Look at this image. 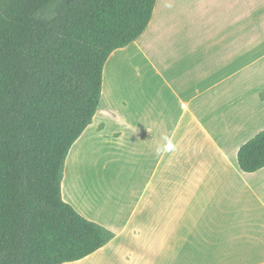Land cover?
I'll return each mask as SVG.
<instances>
[{
    "label": "crops",
    "instance_id": "obj_1",
    "mask_svg": "<svg viewBox=\"0 0 264 264\" xmlns=\"http://www.w3.org/2000/svg\"><path fill=\"white\" fill-rule=\"evenodd\" d=\"M116 75L119 103L116 83L107 94ZM262 93L264 0H157L104 68L112 115L97 112L66 162L64 200L115 236L66 264H264V168L238 163L264 130ZM82 150L91 162L75 192Z\"/></svg>",
    "mask_w": 264,
    "mask_h": 264
},
{
    "label": "trees",
    "instance_id": "obj_2",
    "mask_svg": "<svg viewBox=\"0 0 264 264\" xmlns=\"http://www.w3.org/2000/svg\"><path fill=\"white\" fill-rule=\"evenodd\" d=\"M157 0H0V264H66L114 233L63 198L74 144L102 102L112 53L148 28ZM264 168V130L238 152Z\"/></svg>",
    "mask_w": 264,
    "mask_h": 264
},
{
    "label": "rangeland",
    "instance_id": "obj_3",
    "mask_svg": "<svg viewBox=\"0 0 264 264\" xmlns=\"http://www.w3.org/2000/svg\"><path fill=\"white\" fill-rule=\"evenodd\" d=\"M116 78L118 79V75L115 76L114 81L112 82H108L107 85V94L110 95V97L112 98V91H111V86L113 85V83L117 84V89L116 91L118 92V98H116V96H113V102H120L121 101V97H122V92H121V85H123V83H126L127 77H124V80L122 82V80L119 78L118 82H116ZM148 81V78L146 79V83ZM122 83V84H121ZM111 93V94H110ZM155 94H157V92H154ZM120 96V97H119ZM261 99L264 100V93L261 94ZM101 110V112H105L106 114L108 113L109 115H112V109L110 106H108V104H106V101H104V98H102V102L99 108V111ZM102 113V116H103ZM103 122V121H101ZM104 128V123H100V125L97 126V131L100 132L102 131ZM90 152H88L87 150H82L79 152H74V154L71 156L70 159V163H69V168H70V176H68L69 178V190L71 188L72 191H78V190H83V175H84V171H82V169H84L85 167H88V165L90 164V156L89 154ZM89 170L86 172L88 174Z\"/></svg>",
    "mask_w": 264,
    "mask_h": 264
}]
</instances>
